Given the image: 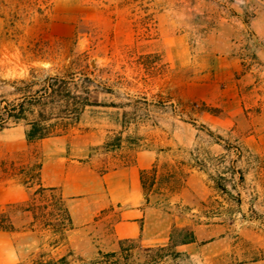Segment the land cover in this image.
Segmentation results:
<instances>
[{
  "label": "rangeland",
  "instance_id": "obj_1",
  "mask_svg": "<svg viewBox=\"0 0 264 264\" xmlns=\"http://www.w3.org/2000/svg\"><path fill=\"white\" fill-rule=\"evenodd\" d=\"M6 1L14 56L0 77V124L3 119L12 126L4 112L7 103L27 102L36 92L44 106L27 113L28 120L39 113L49 117L47 87L57 77L77 85L78 94L87 87L95 104L62 135H85L93 143L91 152H109L114 164L137 153L157 155L147 176L154 174L155 185L146 195L152 206L173 214L168 246L145 250L124 243L118 252L85 263L264 264V158L243 138L252 123L240 117L232 125L224 109L202 99L212 93L193 58L198 43L262 38L264 29L256 34L252 27L258 0H227L223 11L214 10L220 0H206L192 11H164L167 0ZM55 106L57 116L61 108ZM194 169L203 176L194 181L195 199L188 201L180 196L181 185ZM15 173L24 184L37 177L35 166ZM35 205L38 222L24 264L50 255L80 260L71 245L53 249L63 239L43 226L61 215L55 195H37ZM22 211L8 207L4 215ZM2 215L0 226L8 227Z\"/></svg>",
  "mask_w": 264,
  "mask_h": 264
},
{
  "label": "crops",
  "instance_id": "obj_2",
  "mask_svg": "<svg viewBox=\"0 0 264 264\" xmlns=\"http://www.w3.org/2000/svg\"><path fill=\"white\" fill-rule=\"evenodd\" d=\"M180 1L167 0L170 7L164 11H192V6L206 2L184 0L182 6ZM258 2L260 10L252 25L256 34L264 29V3ZM6 4V0H0V77L10 70L9 61L14 56L6 34ZM226 5L227 0H220L214 10L223 11ZM57 26L67 29L70 25ZM195 49L193 58L198 67H203L212 93L202 99L224 109L225 121L232 125L240 117L248 119L253 128L243 138L252 141L253 151L264 158V36L242 42L231 37L223 42H203ZM25 130L22 124L0 130V213L8 222V227L0 228V264H24L37 225L36 213L29 205L40 195L36 193L39 189L60 197L70 217L71 229L53 249L71 245L80 260L70 254L65 264H86L88 259L118 252L124 243H136L145 250L168 246L175 225L173 214L152 206L142 187V173L146 172L147 180L157 155L137 153L132 160L114 164L109 152L104 156L91 152L93 143L85 141V135H58L30 143ZM32 166L37 174L33 184H24L20 175L13 174ZM202 176L195 169L189 171L180 196L188 201L195 199L194 181ZM8 207H23V211L20 215H4ZM106 224L109 227L103 229Z\"/></svg>",
  "mask_w": 264,
  "mask_h": 264
},
{
  "label": "trees",
  "instance_id": "obj_3",
  "mask_svg": "<svg viewBox=\"0 0 264 264\" xmlns=\"http://www.w3.org/2000/svg\"><path fill=\"white\" fill-rule=\"evenodd\" d=\"M51 83H49L47 89L49 91L50 101L48 104L50 107V116L44 117L43 114L39 113L38 117L33 120H28L27 113L32 112L34 108L39 106H44L40 98L37 97L38 92L33 95H30L29 101H22L17 105L7 103L4 107V112L7 117V120L12 122V125H17L23 123L26 127L25 137L26 140L30 143L45 139L52 136L62 135L69 127L77 123L81 114L87 107L95 106L88 97V88L83 87V95L78 94L77 85L72 87L71 83L68 81L59 82L57 77H52ZM19 92L18 89H16ZM20 99L25 100L26 97H20ZM55 105L60 106L59 113L57 116L53 113V110L56 108ZM6 121H3L0 124V130L7 128L5 125ZM154 173V171H153ZM146 172L142 173V187L144 191L148 188L153 187L155 184L154 176L146 180ZM220 188L223 192H227L225 188ZM45 190L39 189L36 193L42 194ZM53 192V190H49ZM56 197V201L61 207L59 211L61 215H55V219L52 223H43L45 228L50 229L53 236L58 239H64L65 233L71 229V221L68 215L67 209L60 197ZM30 210L36 208L35 202L29 205ZM64 214V215H62ZM34 219L38 222V215H34ZM0 228H3L0 226ZM195 238L192 237L190 242H194ZM42 257V256H41ZM66 260L61 258L57 261L49 257H42L35 261V264H65Z\"/></svg>",
  "mask_w": 264,
  "mask_h": 264
}]
</instances>
